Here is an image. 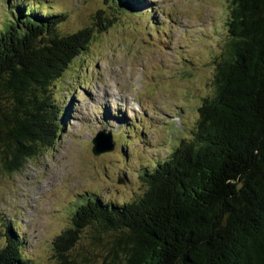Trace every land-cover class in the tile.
Masks as SVG:
<instances>
[{
  "label": "trees",
  "instance_id": "16d2710c",
  "mask_svg": "<svg viewBox=\"0 0 264 264\" xmlns=\"http://www.w3.org/2000/svg\"><path fill=\"white\" fill-rule=\"evenodd\" d=\"M20 1L0 28V162L9 173L53 146L61 117L47 91L111 22L59 36L64 16H33L37 8ZM227 2L228 41L190 137L146 170L138 199H84L51 241L59 264H76L69 254L89 226L113 234L111 264L118 254L121 264H264V0ZM5 231L0 264H33Z\"/></svg>",
  "mask_w": 264,
  "mask_h": 264
},
{
  "label": "rangeland",
  "instance_id": "374dc122",
  "mask_svg": "<svg viewBox=\"0 0 264 264\" xmlns=\"http://www.w3.org/2000/svg\"><path fill=\"white\" fill-rule=\"evenodd\" d=\"M16 1L0 0V28ZM20 2L37 8L33 16H64L59 36L111 20L47 91L61 117L53 146L19 171L9 173L0 162V247L9 225L25 258L59 264L51 241L71 226L84 199L119 205L138 199L146 190L145 172L190 137L198 107L214 92L229 6L227 0ZM100 131L111 132L113 149L94 154L92 139ZM113 239L86 227L70 259L111 264Z\"/></svg>",
  "mask_w": 264,
  "mask_h": 264
},
{
  "label": "water",
  "instance_id": "95a60500",
  "mask_svg": "<svg viewBox=\"0 0 264 264\" xmlns=\"http://www.w3.org/2000/svg\"><path fill=\"white\" fill-rule=\"evenodd\" d=\"M92 152L99 154L101 152L111 151L113 149V141L111 132L100 131L92 139Z\"/></svg>",
  "mask_w": 264,
  "mask_h": 264
}]
</instances>
